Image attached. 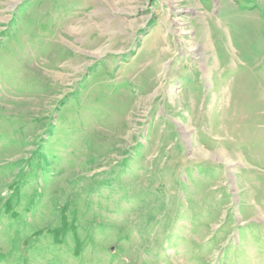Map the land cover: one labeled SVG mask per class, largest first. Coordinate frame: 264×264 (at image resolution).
<instances>
[{
    "label": "rangeland",
    "instance_id": "obj_1",
    "mask_svg": "<svg viewBox=\"0 0 264 264\" xmlns=\"http://www.w3.org/2000/svg\"><path fill=\"white\" fill-rule=\"evenodd\" d=\"M0 264H264V0H0Z\"/></svg>",
    "mask_w": 264,
    "mask_h": 264
}]
</instances>
